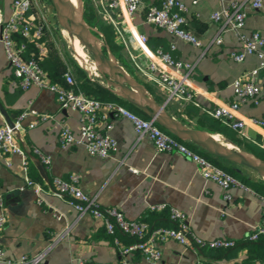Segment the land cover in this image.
Instances as JSON below:
<instances>
[{
  "label": "crops",
  "instance_id": "0c3cea01",
  "mask_svg": "<svg viewBox=\"0 0 264 264\" xmlns=\"http://www.w3.org/2000/svg\"><path fill=\"white\" fill-rule=\"evenodd\" d=\"M87 1L95 19L111 25L102 11L100 0ZM224 1L244 2L247 11L245 31H258L264 37V0H261L262 6L257 10L251 8L253 0ZM12 2L0 0L5 19L12 13ZM146 2L151 4L159 0ZM186 2L189 7L187 28L203 43V48L172 37L147 23L143 10L134 14L132 23L138 34L147 36L151 48L169 50L170 44L174 43L176 49L172 54L175 58L197 63L191 76L195 89L194 102L176 97L168 99V92L145 69L140 70L136 66V61L140 66H145L147 59L141 54L133 36L125 30L124 38L117 34L115 37V42L122 47L119 55L123 63L120 62V65L146 88L157 104L166 102L167 112L185 125L194 124L187 113L190 104L189 107L210 115L215 107L235 100L234 80L259 66V59L255 55L243 62H236L230 57V52L239 47L232 32L223 34L220 46L210 44L219 29L211 14L221 8L220 0H198L196 4L192 0ZM44 3L45 0H39L29 15L46 20V57L58 65V76L51 80L65 84L63 74L66 68L48 52L52 48L50 42L54 34L47 10H41ZM75 58L85 68L98 71L92 65L94 61L86 64L87 61L82 57L79 59L77 54ZM253 79L264 87V70H260ZM30 102L33 109L48 114L49 118L34 128L26 127L17 135L26 151L27 169L21 156L0 158V196L4 197L8 217L3 232L7 256L20 258L45 252L43 264H72L78 259L101 264H120L124 261L128 264H238L246 258V248L239 250L235 256L225 254L216 257L208 250L175 241L162 245V258L156 262L146 260L137 252L122 254V248L131 244L133 238L119 231L111 235L102 218L89 213L79 214L71 208L67 197L59 194L50 184L54 176L67 178L73 173L78 174L79 185L84 192L95 196L103 207L120 208L128 219H141L153 225H171L168 212H152L150 206L163 203L176 207L185 213L191 229L204 239L226 238L238 242L247 238L264 215V198L242 184L232 187L231 198L226 200L224 190L215 182L205 179L192 160L176 152H157L148 137L136 134L133 123L127 118L113 119L110 134L117 141L118 150L109 158L92 156L82 146L61 147V125L65 123L77 133L81 123L80 114L60 109L56 95L49 90L35 86L22 90L0 44V125L7 123L6 115L14 120ZM239 115L247 121L246 137L260 136L264 139V129L250 121L252 118L264 119V98L258 104L251 101L241 103ZM32 120L33 116H30L25 121L26 126ZM33 147H38L51 158L49 167L43 165L47 179L38 169V165L43 163L34 155ZM7 160L10 161L9 166L6 165ZM130 168L139 172L134 173ZM26 177L43 184L42 204L38 203V196L32 189L25 186ZM156 214L163 215L168 224L150 221L149 218ZM116 238L119 244L115 243Z\"/></svg>",
  "mask_w": 264,
  "mask_h": 264
},
{
  "label": "built area",
  "instance_id": "2783aa9c",
  "mask_svg": "<svg viewBox=\"0 0 264 264\" xmlns=\"http://www.w3.org/2000/svg\"><path fill=\"white\" fill-rule=\"evenodd\" d=\"M39 0H13L12 13L5 19L0 9V44L3 46L7 61L13 75L17 78L22 90L32 86L45 89L56 95L60 109L73 110L80 114V128L76 133L69 125L62 124L59 130V144L63 148L82 146L92 156L109 158L117 150L118 144L110 134L113 128V119L127 118L134 126L139 137L146 136L154 144L157 152H176L192 160L198 167L200 174L207 180L218 184L225 194V199L230 200L232 187L242 183L232 174L216 165L206 156L189 147L184 140L174 137L161 128L154 119H144L116 101L103 102L88 96L78 89L77 82L70 71L63 76L65 84L51 82L48 73L41 65L47 55V46L44 42L47 23L44 18L29 15L34 4ZM102 11L106 14L116 34L124 38L125 30L137 42L141 54L147 59L145 66H136L147 72L167 92L168 99L180 98L194 102L195 89L191 76L196 67V62L177 59L172 52L176 49L174 43L170 49L162 47L151 48L148 38L138 34L132 20L135 13L145 11L147 23L166 31L172 37L181 39L195 47L203 48V43L187 28L189 7L186 0H159L157 3L147 4L146 0H100ZM198 0H192L196 4ZM221 8L211 14V19L219 24L216 36L211 40V45L220 46L223 43V34L232 32L239 42V47L230 52V57L236 62H243L249 56L255 55L259 59L257 69L236 78L232 84L235 100L222 104L210 111L215 119H221L240 136H246L247 121L239 115L240 104L253 102L258 104L264 98V87L259 86L254 77L260 70H264V37L258 31L246 32V17L244 2L231 1L225 3L220 0ZM262 6L261 0H253L251 8L254 10ZM32 42L36 52L31 58L26 57L28 43ZM135 59V58H134ZM136 60V59H135ZM80 65V64H79ZM85 70V68L80 65ZM93 71L94 76L88 75L91 81H97L98 71ZM33 116V120L26 126L25 121ZM49 118L48 114L40 113L29 106L13 120V125L8 123L0 125V158L11 155L21 156L24 168L27 169V155L17 135L26 129L34 128ZM252 124L264 129V119H250ZM33 153L43 165L49 167L51 158L45 155L38 147H33ZM10 165V161H6ZM134 173L139 171L130 168ZM80 176L76 173L67 178L54 176L51 185L59 194L67 197L68 204L79 214L89 213L94 217L102 218L106 230L115 235L116 232L133 238V242L122 248V254L137 252L148 261H159L162 258V245L167 241H175L182 245H193L202 249H227L236 246L237 241L226 238L204 239L198 236L189 226L186 215L181 210L167 204H154L150 206L152 212H168L171 225H153L141 219H128L123 210L116 206L103 207L95 196L84 192L80 185ZM25 186L32 189L38 196V203L44 202L43 184L26 177ZM8 221L5 200L0 196V264H43L45 252L36 255H23L20 258L7 256L3 241V232ZM264 235V215L258 225L253 227L248 239L258 240ZM115 243L119 244L118 239ZM72 264H101L90 260L78 259ZM120 264H128L121 262ZM201 264V263H200Z\"/></svg>",
  "mask_w": 264,
  "mask_h": 264
},
{
  "label": "water",
  "instance_id": "95a60500",
  "mask_svg": "<svg viewBox=\"0 0 264 264\" xmlns=\"http://www.w3.org/2000/svg\"><path fill=\"white\" fill-rule=\"evenodd\" d=\"M51 1L59 24L67 30L71 37H76L80 41V44L100 66L99 71L107 78L108 89L138 107L170 134L184 141H189L218 158L242 166L264 177V160L252 153L241 150L227 139L216 140L211 137L212 133L208 132L207 134L210 136L202 135L203 131L190 128L170 115L166 110V102L157 104L146 88L116 61L111 50L103 42L100 46L96 44L95 38L98 32L86 22L81 0L79 12L72 9L69 0ZM2 111L4 112L3 109ZM4 114L6 115L5 112ZM6 118L7 123L12 126L13 120L7 115ZM38 169L41 175L47 179L43 164L40 163Z\"/></svg>",
  "mask_w": 264,
  "mask_h": 264
},
{
  "label": "trees",
  "instance_id": "16d2710c",
  "mask_svg": "<svg viewBox=\"0 0 264 264\" xmlns=\"http://www.w3.org/2000/svg\"><path fill=\"white\" fill-rule=\"evenodd\" d=\"M91 12V10H86L85 14V20L90 26L95 20V17L93 14H91ZM100 28L103 34V40L105 41V46H107L113 53L117 54L120 62H122L121 56L119 55L122 47L115 42L116 32L113 26L101 23ZM34 52H36L35 46L32 42H29L26 57L31 58ZM41 65L44 70L48 73L50 80H55L57 78L58 65H56V63L49 59V57H45L41 61ZM74 78L77 82L78 89L85 92L88 96L99 99L103 102H119L134 113H136L137 115H139L140 117L144 119H149V116L143 111H141L138 107L129 103L127 100L117 95L116 93L108 89L106 86L100 84L97 81H91L87 75V72L81 67H77L76 77ZM51 82L53 81L51 80ZM189 106H191V104ZM189 106L187 113L190 115L191 119H193L194 124L188 123V127L212 134H220L221 136L225 137L227 140L235 144L237 147H239L241 150L252 153L260 159L264 160V139H262L260 136H256L255 138L240 136L236 131L231 129L230 126L224 123L221 119H215L209 114L202 113L199 109H195ZM184 143H186L189 147L193 148L196 152L206 156L216 165L220 166L225 171L235 176L243 185L250 187L257 194L264 198V180L261 178V176H259V179L256 181L250 180L248 176L242 173V169H245L244 167L235 165L221 158H218L215 155L196 146L195 144L190 143L189 141H184ZM149 219L150 221H155L158 224H168L163 215L156 214L151 216ZM242 248L247 249V256L241 263L238 264H256L258 262L264 264V235H262L261 237H259L258 240L255 241H251L247 237L242 241H238L236 246L232 248L202 250H208V253L210 252V254H215L216 257H220L225 254H227V256H235L237 252Z\"/></svg>",
  "mask_w": 264,
  "mask_h": 264
},
{
  "label": "rangeland",
  "instance_id": "374dc122",
  "mask_svg": "<svg viewBox=\"0 0 264 264\" xmlns=\"http://www.w3.org/2000/svg\"><path fill=\"white\" fill-rule=\"evenodd\" d=\"M81 1H82V9L84 12V17H85L86 10L88 11L90 10V3L87 0H81ZM41 10H47L46 11L48 14L47 18L50 23L53 34H54V39H52V42H50V45L52 46V48L49 49L48 52L56 56L60 60V62L64 65L66 70L70 71L72 75L76 77L77 67H81V66L78 64L75 58V53L72 48V43L70 39L71 36L67 32V30H65L64 27L59 24V20L57 18L55 8L51 0H45L44 8H42ZM100 24L101 22L95 19L93 23L91 24V26L98 32L96 33V36L99 37V39L105 44V41L103 40V37H102L103 34L101 32ZM84 52L87 53L89 57V58H86L87 62L88 60H90L89 62L91 61L93 62L94 59L92 55L85 48H84ZM112 54L114 58L116 59V61L120 64V60L117 54L113 52ZM81 68L85 70L83 67ZM85 71L87 72V75L94 76L93 71H91V69L89 71L88 70H85ZM98 74H99V77L95 78V80L99 81L101 84L105 86H108L107 78L104 77V75L100 71H98ZM242 173L248 176L250 180L256 181L259 179V175L249 169H242Z\"/></svg>",
  "mask_w": 264,
  "mask_h": 264
},
{
  "label": "bare ground",
  "instance_id": "6f19581e",
  "mask_svg": "<svg viewBox=\"0 0 264 264\" xmlns=\"http://www.w3.org/2000/svg\"><path fill=\"white\" fill-rule=\"evenodd\" d=\"M69 2L71 4L72 9L75 12H79L80 11V9H81L80 0H69ZM70 39H71L72 48L74 50L75 55L77 54V57L79 59L82 57V59L86 62L87 61L86 58H89V57H88L87 53L84 52V47L80 44V41L76 37H71ZM95 42H96V44L98 46H100L102 44V41L97 36L95 38ZM89 61L90 60H88V62ZM88 62H86V64ZM90 63H92V61ZM86 64H85V66L87 67ZM92 65H95L97 67V69L100 70V66L95 61H94V63H92ZM201 134L210 136V135L207 134V132H204V131ZM211 137H213L216 140L226 139L225 137L221 136L220 134H212ZM261 178L264 180V177H261Z\"/></svg>",
  "mask_w": 264,
  "mask_h": 264
}]
</instances>
